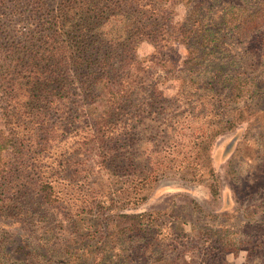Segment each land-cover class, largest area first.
<instances>
[{
    "label": "rangeland",
    "instance_id": "obj_1",
    "mask_svg": "<svg viewBox=\"0 0 264 264\" xmlns=\"http://www.w3.org/2000/svg\"><path fill=\"white\" fill-rule=\"evenodd\" d=\"M29 1L0 0V50L37 26ZM236 1L251 9L259 0ZM232 6L179 0L173 23L151 27L145 20L148 30L159 29L158 40H128L132 55L120 51L113 61L124 67L136 57L146 70L126 139L130 153L141 157L134 172L147 164L160 169L146 198L120 193L123 179L93 166L84 137L95 104L83 90L60 101L61 113L46 122L54 133L44 134L38 121L17 128V165L0 187V264H91L79 256L98 250L112 231L104 264H264V33L239 39L225 24ZM183 32L187 45L174 40ZM240 74L250 78L251 91L236 103L230 98ZM139 108L153 120L138 124ZM221 126L211 164L189 163L195 131L208 135ZM155 145L174 148L157 156ZM44 184L53 187L55 203L43 198ZM124 214L145 215V231L123 237Z\"/></svg>",
    "mask_w": 264,
    "mask_h": 264
},
{
    "label": "trees",
    "instance_id": "obj_2",
    "mask_svg": "<svg viewBox=\"0 0 264 264\" xmlns=\"http://www.w3.org/2000/svg\"><path fill=\"white\" fill-rule=\"evenodd\" d=\"M230 3L231 6L234 4L225 18V24L236 31L239 39L264 33V0H259L251 9L242 8L236 0H230ZM178 4L179 0L29 1L28 8H31L37 26L25 35L26 40L8 48L2 46L0 50V187L17 165V161H14L20 139L17 128L23 124L27 129L38 121L35 125L44 134L54 133V128H50L46 122L61 113L64 103L60 101L70 99L78 90H83L84 96L95 104L93 111L86 112L89 128L84 137L87 140L85 145L90 146L87 151L91 154L93 166L99 173L122 178V186L118 189L120 193H133V198H146L144 192L147 184L154 181L153 177L155 180L159 177L160 169H153L147 164L143 170L134 172L131 167L136 163L141 164V157H134L126 143L130 136L129 118L133 117L131 104L140 91L146 70L136 57L131 58L124 67H116L113 61L119 62L120 51L128 53L129 50V55H132L134 47L127 44L128 40H158L159 29L148 30L150 27H145V20H151V27L164 19L173 23L172 14H175ZM189 32L193 33V29ZM182 35L186 36L187 33L183 32L181 38L174 40L187 45L188 40ZM206 39L209 40L208 37ZM155 48L160 51L162 46L155 43ZM94 50L96 54L101 51L104 54L96 57ZM87 69L96 70L87 75ZM248 82L250 78L241 74L233 78L231 101L240 103L248 97L251 91ZM141 111L139 108L134 112L138 113L134 116L138 117V124L153 120ZM234 117L226 120V124H232L236 119ZM241 117L240 114L239 119ZM224 130L226 128L221 126L208 132V135H202L197 129L191 140L192 151L185 159L189 163L202 159L210 165L212 145ZM164 148L155 145L154 152H158V156L163 150L171 151L174 147L169 145L166 147L168 150ZM42 189L45 201L55 203L57 198L53 187L44 184ZM121 217L126 220L120 225L123 237L130 230L145 231V215L124 214ZM114 234L112 231L105 241L97 242L98 250L85 251L79 257H91V264H104L103 254L108 249L103 248L109 246ZM100 244L102 247H99Z\"/></svg>",
    "mask_w": 264,
    "mask_h": 264
}]
</instances>
